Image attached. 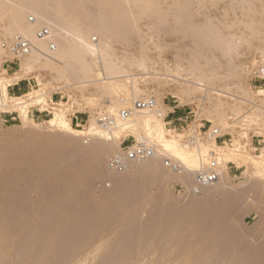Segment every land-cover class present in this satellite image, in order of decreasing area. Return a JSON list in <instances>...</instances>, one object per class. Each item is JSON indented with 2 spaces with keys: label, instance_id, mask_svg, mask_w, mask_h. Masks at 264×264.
I'll list each match as a JSON object with an SVG mask.
<instances>
[{
  "label": "rangeland",
  "instance_id": "374dc122",
  "mask_svg": "<svg viewBox=\"0 0 264 264\" xmlns=\"http://www.w3.org/2000/svg\"><path fill=\"white\" fill-rule=\"evenodd\" d=\"M155 1L167 10L176 0ZM207 2L206 10L213 14V22L232 21L234 16L233 11L229 10L231 7L222 2L215 7L211 0ZM1 18L0 46L11 38L3 32L9 18L7 15ZM141 20H138L141 28L138 38L131 35V39L127 37L129 41L125 39L126 43L125 40L112 43L114 61L120 59L118 64L133 76L135 84L128 83V90L134 96L139 95L137 101L155 99L159 104L158 109L163 110L165 116L168 108L164 104L179 107L184 116L181 125H169L168 119L165 120L167 125H164L156 115H150L151 121L148 119L145 122V117L135 115L129 120L132 123L130 126L118 128L112 132L113 135L98 127L100 130L93 133H99L100 136L92 133L94 137L89 142L75 136L71 137L70 142L62 139V134L47 128L43 130L48 137L45 140L19 138L26 114L30 121L42 124L50 120L55 112L65 110L71 120L73 116L86 117L79 125H72L76 130L83 131L85 127L89 129L91 124L98 126L95 119L98 113L105 111L118 117L120 111L132 109L135 103L129 102L112 114V101L118 99L119 93L125 89H120L118 96L115 93L112 97L111 94L104 96L102 91L99 94L100 89L95 86L77 88L76 82L65 79L67 76L64 78L56 71L39 70L21 79L26 80L30 88L29 97L27 95L21 102L34 98L39 99L36 102L38 104L33 99L30 105H25L24 110L16 108L18 101L14 104V100H8L10 96L4 90L15 83L10 79L13 76L7 73V65H4L12 57L0 51V84L5 100L3 105L6 106L5 109L0 108V264H264V161L262 163L258 159L264 151V93L259 91L264 89V80H254V73L264 68V45L260 46L255 41L250 45L243 42L232 55L235 64L242 67L239 69L245 68L239 85L226 77L230 56L223 57L215 53L220 60L215 74L221 77L222 83L210 82L208 78L212 74L209 68L212 67L207 68L206 65L204 71L207 69V77H201L206 82L199 81L203 88L197 87L195 84L199 82L190 76L186 77L189 61H186V56L183 57L185 51H180L183 50L180 42L155 32L147 20ZM238 34L246 35L244 31ZM166 47L170 52L165 50ZM179 55L182 58H178ZM183 61L185 64H182ZM22 62L24 64V60H20L14 71L20 76L26 72V65L24 67ZM182 67H186L184 72ZM177 68L182 69L180 71L186 79L178 76L181 72ZM188 78L191 82H185L189 81ZM195 88H202V91L199 90L201 93ZM140 91L143 93L140 94ZM194 91L197 92L193 96ZM217 93L222 95L217 97ZM34 95L41 97L35 98ZM52 97H55L54 104ZM194 97L195 100H192ZM66 103L68 105L65 106ZM35 109L48 112L34 119L31 111ZM4 111L17 112L20 118L11 121L2 115ZM203 125L207 129H220L225 136L223 140L232 139V146L220 144L221 149H214L215 143H205L182 147L183 128L196 126L198 129ZM161 126L167 131L165 140L177 143V153L170 149L166 151L164 143L159 142ZM2 132L16 133L18 138H5ZM111 135L117 140L116 145ZM127 137L151 140L157 147L159 158L132 164L125 174L113 171L112 174L109 172V163L123 152L121 144ZM252 138L262 141L261 150L256 151L251 146ZM179 148L181 150L178 151ZM203 151H206L207 156ZM193 152L196 154L193 155ZM210 152L215 155L208 156ZM185 154L197 157V164L193 166L187 161L188 156L183 158ZM201 158L204 164H201ZM218 158L226 161L230 159L226 162V168L216 164ZM165 159L175 160V165L182 169L181 176L173 175L165 167ZM233 164L243 168L242 175L231 180L227 170ZM188 169L193 172L215 170L222 176L221 182L208 188L199 187L198 195L193 190L198 187L191 183L194 179L185 181L186 176H189ZM191 199L193 202H190Z\"/></svg>",
  "mask_w": 264,
  "mask_h": 264
},
{
  "label": "bare ground",
  "instance_id": "6f19581e",
  "mask_svg": "<svg viewBox=\"0 0 264 264\" xmlns=\"http://www.w3.org/2000/svg\"><path fill=\"white\" fill-rule=\"evenodd\" d=\"M180 1L181 2H177V0H176L175 3L172 4V7L167 5L169 10L168 9L166 10L165 8H162L163 6L161 7V5H159L158 2H156L155 0H0V19H2L1 17H5L6 15L9 18L8 24H7L8 26H5L6 28L4 27L5 31H3V32H5L9 36H11L10 39H12L13 37H15L16 35H19V34L23 35V36L27 37L28 39H30L36 47V49L32 52L31 55L22 59V60H24V64L26 65V67H25V65L22 62V64L24 65V67L26 69V72H25V69L23 68V70H24L23 72H25L24 75L20 76V74L16 73L10 79L13 80L12 82L17 83L22 78L26 77L27 75H29L35 71H38V72H39V70H50L51 72L56 71L59 73V76H62L64 78H65V76H67L65 79L68 82H71V81L76 82L75 85L77 86V88L79 87V88L85 89L86 87H89V86H95L96 88L100 89L99 94H101V91H102L103 95L104 94H107V95L111 94V97H112L113 93H115L118 96L119 90L125 89L124 91L119 93L120 95H119L118 99H116L114 97L116 100L114 99L115 101H112V103L110 102L112 104V106H111L112 114L114 111H118V109H120L121 107H124L129 102H133V103H135L134 105H136L138 102L137 99H139V98H137V96L139 97V95L134 96V94H131V92H129V90H128V86H129L128 83L134 82L133 76L129 75L128 71L126 72L123 69L124 67L122 68L121 65L118 64V62H120L119 61L120 59L118 60V62L114 61L115 60L113 57L114 55H112L113 54L112 43H114L115 41H117L119 43L122 40L123 41L125 39L127 40L128 36H130L129 38L131 39V37H132L131 35H134V37L136 36L138 38V34L141 35V33H140L141 28H139L140 26H138L139 25L138 20L140 19V21H142L141 19H144V21L147 20V22H149V25L153 26V28L155 29V30L154 29L153 30L155 32L161 33V34H163V36L165 35L164 37L167 36L168 38H172V39L176 40L177 42H180V44L183 46V47H181L183 50H180V51L186 52V53L185 52L183 53V54H186V55H183V57L186 56L185 57L187 59L186 61H189L188 67L186 65H182V64H185V61H183L184 63L182 62V64H181L182 66L187 67V68L184 67V68H186V70H185V73L187 74L186 77L190 76L189 78H192V79L194 78L197 82H199V81L202 82L201 80H203V79L201 77L208 74L205 72V71H207V69L204 71V68H206L207 67L206 65H208L207 68H209V66L212 67V68H209V70H210L209 73L211 72L210 74H212L211 75L212 77L209 76L208 79H210V82L213 81L212 84H215L214 82L220 83L221 77L215 74L216 67H218L220 65V60L215 55V53H217V55H218V53H220L223 57L230 56V60L228 59V64L226 66V68L228 67V73H227L226 77L227 78L229 77V79L231 78L233 80V82H235L239 85L240 82L242 81V74H243L242 72L245 71V68H244V70H240L242 67L237 66L235 64L234 60L231 58H232V55L234 53H236V51L238 50V47L241 46V43H243V42L250 45L253 41H255L260 46L264 45V0H211V2H214L213 5L215 7H218L220 2L227 4L229 7H231L229 10L233 11L232 14L234 17L232 18L231 22H225V23L224 22L222 23L223 20L221 21V23L213 22V19H214L213 14L210 12L207 13V10H206V3H208L207 2L208 0H180ZM216 15H217V13H216ZM32 18L34 19V22H30V19H32ZM217 22H218V20H217ZM146 26H148V25H146ZM43 27H49L52 30V37L51 38L38 39L36 37L38 30L43 28ZM149 27L150 26H148V28ZM240 30H243L246 35L242 34V36H240L238 34V32L239 33L243 32V31L240 32ZM147 31H148V29H147ZM155 32H152V33L155 34ZM144 35L146 38V34H144ZM96 36L98 38H96ZM141 38H140V40L143 39V38L142 39ZM154 38H153V40H154ZM151 39H150V41H151ZM126 40H125V43H126ZM128 41H129V39H128ZM176 41L174 43H177ZM153 42L154 41H152V43ZM51 44H53L55 47L54 51H52L50 49ZM145 45H146V43H145ZM140 46H141V44H140ZM142 46H141V48H142ZM167 47L165 50L170 49V46L168 49H167ZM0 48H1V46H0ZM175 48H176V46H175ZM250 49L251 48H249V50ZM140 50H143V49H140ZM173 50H175V49H173ZM0 51H2V48ZM145 51H147V50H145ZM176 53H177V50H176ZM248 53H249V51H248ZM115 54H117V53H115ZM140 54L143 55L142 53H140ZM178 54H179V52H178ZM180 54H182V53H180ZM126 56L127 55H125L124 57H126ZM144 56H145V53H144ZM147 56H148V54H147ZM132 57H135V56L133 55ZM178 58H182V56H180ZM185 58H183V60ZM159 59H161V58H159ZM126 62H127V60H126ZM132 64H134V63H132ZM136 64H138V63H136ZM157 65H155V66H157ZM164 65H165V63H164ZM181 65L179 68H181ZM204 66H206V67H204ZM142 67H141V69L143 72L144 67L143 68ZM145 68H146V66H145ZM184 68H183V72H184ZM20 70H22V69H20ZM162 70L164 71L165 69H162ZM178 70L180 71L182 69H178ZM168 72L170 73V71H168ZM179 74H181V75H179ZM179 74H178V76L185 78V75H182V72ZM163 76H162V79H163ZM62 77H61V79H62ZM205 77H207V76H205ZM189 78H188L189 81H185V80L184 81L185 82H191ZM143 79H144V77H143ZM149 79H150V77H149ZM151 79L153 80V77ZM170 79H171V77H170ZM195 80H193V81H195ZM37 81H38V79H37ZM39 81L41 82V80H39ZM225 81H226V78H225ZM68 82H66V83H68ZM174 82H176V81H174ZM200 82L199 83L195 82L196 83L195 85H197V87H199V86L202 87L203 82L202 83H200ZM204 82H206V81H204ZM233 82H232V84H233ZM134 84H135V82H134ZM136 84H137V82H136ZM41 85H42V83H41ZM71 86L73 87V85H71ZM184 86H185V84H184ZM64 87H65V85H64ZM1 88L2 87L0 84V107L5 109L6 106L3 105L4 99H3L2 92H1ZM7 88H8V86L4 90H6L5 92L8 95L9 91ZM134 88H136V87L134 86ZM195 89H193V90H195ZM201 89L197 88L196 90L199 91ZM259 91L261 93H264V89H260ZM141 92L142 91H140V94H141ZM196 92L197 91H194V94L193 93H191V94H193V96H194L196 94ZM206 92H208V91H206ZM216 92H217V89H216ZM27 95H28L27 96V98H28L30 93ZM217 95L216 96L219 97L220 93L219 94L217 93ZM38 96L35 97V95H34L35 98H37ZM97 96H98V94H97ZM39 97H41V96H39ZM98 97H100V96H98ZM183 97H185V96L183 95ZM2 99H3V101H2ZM24 99L25 98H23V100ZM33 99H30V101ZM186 99L188 100V98H186ZM38 100H35V103ZM42 100H43V98H41V102H42ZM192 100H195V97ZM21 101H19V102H21ZM30 101H25L24 104L27 106V103H29ZM190 101L191 100L187 101V103ZM12 102H14V101H12ZM155 102L157 104L156 111L155 110H153V111H146V110L145 111H137L136 116L141 117V118H142V116H143V118L145 117V122H146L149 119L150 115H156L159 119H162V121L165 125L166 124V121L164 119L165 118V112L161 109L157 110L159 104L157 103L156 100H155ZM15 103H16V101L14 102V104ZM36 104H38V103H36ZM28 105H30V103ZM93 106L95 107V105H93ZM24 108H22V109L24 110ZM107 109H109V111H110V108H107ZM64 111L59 110V112H55L53 117L50 120L45 121L42 124H40V123L37 124L36 122L30 121L29 117L28 118L26 117V115H27L26 114L24 117V121H23L24 122L23 130L21 131L19 136L18 135L17 136L19 138L25 137V138H35V139H41V140L44 139L45 140V137H47V134L43 133V130L47 128V129H50V130H53V131H56V132L62 134V136H60V137H62V139H64V140H69L71 142V137L75 136V137H82L85 140H88V142H89V141H91L90 140L91 137H94L95 134L96 135L99 134V133H95V132H94L95 134L93 133V131L98 132L99 126H96V124L95 125L91 124L89 129H86V127H85V130H83V131L76 130L75 128L72 127L71 119H69V117L65 114ZM160 111H163V112H160ZM4 112H7V111H4ZM159 114H160V116H159ZM149 120L151 121V119H149ZM145 122L143 123L144 125H145ZM131 124L132 123H129V121H128L125 124H120V126L118 128H120L122 126L128 127ZM147 125H148V123H147ZM151 125L149 128L154 126V125H152V126ZM145 127L147 128L146 125H145ZM157 127H159V125H157ZM120 129H122V128H120ZM153 129H151V130H153ZM101 131H102V129H101ZM148 131L150 132V130H148ZM153 131H155V130H153ZM157 131H158V128H157ZM157 131H156V135L158 136L159 133ZM159 132H160L159 137H158L159 142L162 144L164 143L163 146L165 145L166 151L167 150L169 151V149L173 150V151L177 150V145H176L177 143L174 142V140H173V142H170L171 140H169V142H167L168 140H165L166 137H164V135H165V133H167V131L165 130L164 126H161L159 128ZM92 133L94 134V136H92ZM101 133H103V132H101ZM2 134H3V136H5V138H18L16 136V133L15 134H12V133L11 134H8V133L4 134L2 132ZM103 134H105V133H103ZM112 135H113V133H112ZM99 136H100V134H99ZM108 136H110V135H108ZM108 139L110 140V137H108ZM114 139L112 136V141L116 145L117 140L115 141ZM143 139H145V138H143ZM146 140H149V139H146ZM119 141H120V139H119ZM195 146H199V144H196ZM182 147H184V146L182 145ZM215 147L217 149H221V147L217 144H214V149H215ZM184 148H187V147H184ZM198 148L199 147H197V149ZM205 149L207 150L208 148H205ZM179 150H181V149L179 148L178 151ZM199 151H201V148ZM229 151H231V150H229ZM175 152L177 153V151H175ZM178 153H180V152H178ZM261 153L262 154L258 157V159L262 160V163H263L264 151ZM186 154H188V153H186ZM186 154L183 155V158L186 156L185 157V159H186L188 156L187 161L189 160L192 163V165L197 164V157L192 156V154H190V156L186 155ZM195 154L193 152V155H195ZM214 155H215L214 152H210L208 156L213 157ZM206 156H207V154H206ZM199 157H202V156L199 155ZM221 157H222V155H221ZM225 157H226V155H225ZM202 158L200 159L201 164H204L203 163L204 161H202ZM200 160H199V162H200ZM228 160L230 161V159H228ZM228 160L226 161L223 158H218L216 160V164L223 165V167L226 168L227 167L226 162H228ZM209 165H210V163H209ZM263 165H264V163H263ZM201 167H203V166L201 165ZM189 169L186 171H190ZM109 172L111 173L112 171H109ZM190 172L193 173V171H190ZM192 173H190V174H192ZM112 174H113V172H112ZM173 175H175V174H173ZM224 176H225V173H224ZM221 177L219 174V178H221ZM219 181H220V179H218V181L216 180L215 181L216 183H214L213 185L220 184V183H218ZM210 186H212V185H210ZM226 186L227 185L225 184V187ZM201 189H203V188H201ZM193 190H194V192H196V194H198V192H199L198 188H194ZM203 192H202V194H203ZM229 192H230V190H229ZM198 195H200V193ZM203 197H205V196H203ZM212 198H210V199H212ZM177 199H179V198H177ZM188 200H189V198H188ZM185 201H186V203L188 202L187 200H185ZM191 201L193 202L192 199L190 200V202ZM177 203H178V201H177ZM186 203H184V204H186ZM188 204H189V202H188ZM174 205H175V203H174Z\"/></svg>",
  "mask_w": 264,
  "mask_h": 264
},
{
  "label": "built area",
  "instance_id": "2783aa9c",
  "mask_svg": "<svg viewBox=\"0 0 264 264\" xmlns=\"http://www.w3.org/2000/svg\"><path fill=\"white\" fill-rule=\"evenodd\" d=\"M30 22H34V19L33 18L30 19ZM36 37L38 39L51 38L52 30L49 27H43L38 30ZM1 48L6 56L12 57V60H8L4 63V65H7V67L9 65L14 66L16 63L18 64L20 60L31 55L32 52L36 49L35 45L30 39L20 34L16 35L12 39L3 41L1 44ZM50 49L54 51L55 47L53 44L50 45ZM254 80H264V68L254 73ZM10 87L11 85L7 89H9ZM26 96L27 94L14 98H12L13 96H10L8 100L18 101L16 103V107L24 108L25 107L24 102H19V101H21V99H23ZM53 98L54 97H52V103L54 102ZM66 105H68V103H66L65 106ZM156 106L157 104L155 102V99L138 101L137 104L134 105V108L120 111L119 114L117 115L118 117H114L109 113L103 111L98 113L95 119L100 129L112 133L113 131L117 130L120 124L127 123L133 116H135L137 111H145V110L156 111ZM165 107L168 108L167 112L174 109L166 104ZM35 110L39 115L48 112V111H41L40 109L39 110L35 109ZM157 110L160 109L157 108ZM2 115H4L7 118H10L11 121H16L17 117L18 118L20 117L17 112L15 113L2 112ZM164 119L165 120L168 119V113ZM169 125L171 124L169 123ZM182 135H183V139L180 142V144L181 146L183 145L184 147H193L196 144L200 145L205 143H215L217 145L230 144L232 146V139H229L226 142L221 143V141L223 140V138H225V136L222 134L220 129H213V127H209L207 129L204 125L202 127H199L198 129L196 126L192 127L191 129L189 128V126H186L183 128ZM127 143L129 144L127 145ZM121 146L123 152L116 155L109 163V170L113 171L116 174H123L127 172V170L130 168L132 164H140L146 161L155 160L159 158L157 147L151 140H146L143 138L136 139L134 137H127L126 139L123 140ZM165 167L171 170L174 174L181 175L182 173V169L178 165H175L174 159H165ZM187 173L189 176H186L187 179L185 181L191 179L192 177L190 176L194 175L193 179L198 189L199 187H207L213 185L214 183H216L215 181L216 180L218 181L219 179V174L215 170H206V171L202 170L199 172H193L194 174H190L192 172L187 171ZM180 184L181 187L184 188V185L182 183ZM185 184L187 183L185 182Z\"/></svg>",
  "mask_w": 264,
  "mask_h": 264
},
{
  "label": "crops",
  "instance_id": "0c3cea01",
  "mask_svg": "<svg viewBox=\"0 0 264 264\" xmlns=\"http://www.w3.org/2000/svg\"><path fill=\"white\" fill-rule=\"evenodd\" d=\"M17 67H18V64L17 63L14 66L13 65H9L7 67V73H8V75L14 76L16 74V72H14V71L17 69ZM8 91H9L8 94L10 96L19 97V96L26 95V93H29L30 88H29V84L26 83V80H21V81L15 83V84L11 85V87L8 89ZM53 99L55 100V97ZM169 106L172 107V108H174V109H172V110H170L168 112V121H169V123L171 125L172 124H175L176 126L177 125H181L180 123L184 122L183 112L180 111L179 110V107H177V106H174V105H171V104ZM31 116H32V118L33 117L34 118H36V117L39 118V117H43V114L39 115L36 110L35 111L32 110L31 111ZM85 118L86 117H79V116L78 117H73L72 120H71V125H74V123H76L77 125H79L78 123L79 122L80 123L81 122H84L85 121ZM226 141L227 140L224 139V140L221 141V143L222 142L224 143ZM128 144L129 143H127V145ZM218 145H220V144H218ZM261 145H262V141L255 140V138H252V140H251V146L253 148H255L256 151L262 149L261 148ZM242 168L243 167L240 168V167L236 166L235 164H233V167L232 168L228 167V170H227L228 178L231 179V180L234 179V178L237 179L239 174L242 175V173H241V169ZM191 179H193V178H191ZM219 179H220V181L218 183L221 182V178H219ZM191 183H193L194 185H196L195 181H193V180H191ZM212 186H214V185H212ZM212 186H209V187H212ZM206 188H208V186Z\"/></svg>",
  "mask_w": 264,
  "mask_h": 264
}]
</instances>
